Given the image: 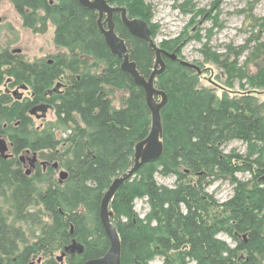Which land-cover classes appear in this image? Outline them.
I'll return each mask as SVG.
<instances>
[{"label": "trees", "instance_id": "1", "mask_svg": "<svg viewBox=\"0 0 264 264\" xmlns=\"http://www.w3.org/2000/svg\"><path fill=\"white\" fill-rule=\"evenodd\" d=\"M7 1L33 33L44 34L53 25L58 52L52 63L14 61L7 51L0 55V83L6 73L13 86L26 83L35 93L24 102L13 100L6 90L0 96V134L12 143L15 155L12 160L0 156V264H31L36 256L43 257L41 264H60L53 252H61L73 239L84 252L68 255L65 264H82L109 248L100 204L113 179L133 166L134 147L148 135L145 93L110 53L95 11L77 0ZM107 1L125 7L129 18L145 20L152 37L157 33L145 0ZM252 19L264 30V16ZM114 21L138 71L148 78L154 53L126 30L118 14ZM203 54L206 61L220 64L228 88L245 79L254 92L264 90L262 36L252 34L245 45L228 46L223 54L211 53L209 47ZM164 60L166 70L155 82L168 96L161 112L164 153L143 165L110 204L121 240V264H149L156 257L163 259L161 264H263L264 104L256 96H219L199 86L195 70ZM54 84L57 92L46 96ZM115 91L125 94L118 107L111 98ZM41 101L52 105L55 120L35 128L29 110ZM235 140L247 145L245 155L224 152ZM25 150L57 162L68 177L60 183L53 168L41 167L26 175L16 158ZM156 173L175 176L176 186L158 185ZM240 173L250 178L241 180ZM216 181L233 185L234 194L221 204L204 192ZM136 198H147L144 219L134 211ZM220 232L237 245L231 248L217 238ZM246 232L247 242H242L239 236Z\"/></svg>", "mask_w": 264, "mask_h": 264}, {"label": "rangeland", "instance_id": "2", "mask_svg": "<svg viewBox=\"0 0 264 264\" xmlns=\"http://www.w3.org/2000/svg\"><path fill=\"white\" fill-rule=\"evenodd\" d=\"M145 1L152 7L151 23L158 27L157 33L153 36L156 44L171 53H176L180 59L198 66L202 70L201 74L195 71L196 77L199 80V86L212 88L219 96L224 93H227L230 97H240L242 95L256 96L258 104H264V90L254 92L251 84L245 79L241 82L236 80L233 88H228L226 86L227 76L224 74L220 64L206 61L203 54V50L206 47L210 48L211 53L223 54L226 52L228 46H243L252 34L260 35L264 38V30H259L258 25L252 19H260L264 16V0ZM53 36L54 26L51 24H49L48 30L44 34H35L31 30L24 28L14 6L7 0H0V55L7 51L14 61L27 63L49 61L51 60V56L58 52L53 44ZM171 44L173 46H170ZM244 60V57L241 58L240 64ZM8 69V66L1 68L5 72ZM249 72H252L251 68ZM1 74L0 96L4 94L6 88L10 91L17 89V86L12 85L13 83L4 87L9 80L14 81V79L6 73ZM23 93L25 96L23 101L25 98H30V92ZM124 95L122 92L115 91L111 96L113 104L116 107L120 106V101L124 98ZM12 99L14 100L13 97ZM31 118L35 128L42 127L46 122L55 120L53 110L47 112L45 119H37L35 116ZM149 120L148 133L151 128V114ZM223 150L225 153L236 150L237 153L245 155L247 153V145L239 140H235L226 145ZM21 156L23 155L16 156L17 160H20ZM31 156L30 154L29 157ZM40 161H43V159L40 158ZM23 169L25 172H30L31 168L28 162H26ZM33 173L32 170L29 174L32 175ZM238 178L247 180L250 178V175L240 173L238 174ZM56 179H59L58 172L56 173ZM155 180L160 186L168 188L176 186V177L173 175L163 176L156 173ZM190 180L191 182H195L196 177H192ZM204 192L212 196L218 204L229 200L234 194L233 185L228 181L211 183L205 187ZM133 206L138 217L144 219L149 211L147 198H136ZM217 238L226 242L231 248L237 245L224 232L218 233ZM239 240L242 242L246 241L247 237L241 235ZM59 255L60 252H57L55 257ZM162 260V258L156 257L152 264H161ZM66 261L67 258H64L62 262H58L65 264ZM41 262H43V257L41 256L33 257L31 260V264H41Z\"/></svg>", "mask_w": 264, "mask_h": 264}, {"label": "water", "instance_id": "3", "mask_svg": "<svg viewBox=\"0 0 264 264\" xmlns=\"http://www.w3.org/2000/svg\"><path fill=\"white\" fill-rule=\"evenodd\" d=\"M77 1L82 8L95 11L98 14L97 25L110 53L121 60V71L128 74L132 78L134 84L143 89L146 104L151 114V128L148 135L143 140L139 141L134 147L133 166L127 172L112 181L100 204L99 217L109 239V248L103 256L91 260L89 259L82 263L121 264V243L118 232L112 224L111 217L113 216V213L110 211L109 205L125 182L139 171L143 165L158 161L164 153L161 112L168 103V96L164 91L155 86L157 76L161 75L166 70L164 57L172 61H178L181 65L197 71L198 74H201L202 71L198 66L179 59L176 53H169L161 49L152 38V31L148 23L140 18H129L125 7L113 6L107 0ZM116 14H119L121 23L126 30L133 37L147 43L149 49L154 53L155 63L148 78L138 71L136 63L130 58L132 51L129 49L126 41L116 33L114 21V16ZM156 97H158L159 100H156ZM47 108V105L37 107L38 110L42 111L43 115L46 113ZM34 111L35 109L31 114H34ZM6 151H8L7 140L0 134V152L5 153ZM32 159L36 160V153L33 154ZM42 165L45 166L46 164L42 163ZM52 167L58 169V163H54ZM67 177L68 173L66 171L63 170L60 172L61 181L65 180ZM67 252L73 254L78 253L81 255L83 254L84 249L79 242L73 239L72 244L64 249V252L61 253L58 259L62 261Z\"/></svg>", "mask_w": 264, "mask_h": 264}, {"label": "flooded vegetation", "instance_id": "4", "mask_svg": "<svg viewBox=\"0 0 264 264\" xmlns=\"http://www.w3.org/2000/svg\"><path fill=\"white\" fill-rule=\"evenodd\" d=\"M119 15V14H118ZM10 55V54H9ZM49 63H52V60H49L48 61ZM14 84V81L13 80H9L8 82H7V84H5V86L4 87H7L8 85H10V84ZM15 86H17L16 88V90H13V91H10L9 89H5L6 90V92H7V94H9V95H11L13 98H14V100H17V101H23V99H24V93L23 92H30V94H31V96H30V98H25V100L24 101H26L27 99H33L34 98V96H35V93L30 89V87H28V85H26V83H18L17 85H15ZM20 90H21V92H20ZM53 92H52V90L50 91V90H48L47 92H45V95L46 94H48V95H50V94H52ZM27 97V96H26ZM23 101V102H24ZM41 105H47L48 106V108H47V111H46V113L47 112H49L50 110H52V105H50V104H48L47 102H45V101H41V102H37V103H35L33 106H32V108L29 110V112L31 113L34 109H35V111H34V114H37V112H39L38 111V109H37V107H39V106H41ZM31 115V114H30ZM32 116V115H31ZM8 139V138H7ZM7 144H8V151H6L5 153H2V152H0V156L2 157V159H4V160H12L13 158H15V155H14V153L13 152H11V150H12V148H13V146H12V143H10V142H7ZM10 148H11V150H10ZM20 155H23V156H21L20 157V160H18L19 162H21V164L23 165V167H24V165L26 164V162H28L29 163V166L32 168V170L33 171H35L38 167L40 168H42V170L43 171H46V170H48V169H50V168H53L52 167V165L51 164H48V165H45V166H42V164L40 163V157H39V155L36 157V160H33V159H31L30 157H29V155H28V152H26V150L23 152V153H21ZM56 172H57V170H55ZM26 173V172H25ZM241 236V235H240ZM239 236V237H240ZM244 236V235H243ZM245 237V236H244ZM245 242H247V240L245 241Z\"/></svg>", "mask_w": 264, "mask_h": 264}, {"label": "bare ground", "instance_id": "5", "mask_svg": "<svg viewBox=\"0 0 264 264\" xmlns=\"http://www.w3.org/2000/svg\"><path fill=\"white\" fill-rule=\"evenodd\" d=\"M115 29H116V25H115ZM116 33H117V32H116ZM131 54H132V52H131ZM131 54H130V58H131ZM131 60H132V59H131ZM154 63H155V57H154ZM153 66H154V64H153ZM156 100H159V99L156 97ZM53 169H54V170H57V169H55V168H53ZM128 170H129V169H128ZM128 170H127V171H128ZM127 171H126V172H127ZM137 172H138V171H137ZM137 172H136V173H135V174H134V175H133L128 181H130V180H131V179L137 174ZM56 173H57V172L55 171V175H56ZM124 173H125V172H124ZM124 173H123V174H124ZM121 175H122V174H121ZM121 175H119V176H121ZM119 176H118V177H119ZM116 178H117V177H116ZM128 181H127V182H128ZM216 182H217V181H216ZM125 183H126V182H125ZM125 183H124V184H125ZM213 183H214V182H213ZM122 186H123V185H122ZM111 220H112V224H113L114 227L116 228V231L118 232L117 226L115 225V223H114V221H113V216L111 217ZM100 223H101V221H100ZM101 225H102V224H101ZM102 228H103V230H104V227H103V226H102ZM72 232H73V227H71V233H72ZM104 233H105V230H104ZM244 234H248V232H246V233H242L241 235H244ZM105 235H106V233H105ZM118 235H119V234H118ZM244 236H246V235H244ZM106 237H107V235H106ZM107 238H108V237H107ZM119 239H120V237H119ZM108 241H109V239H108ZM120 243H121V240H120ZM57 252H58V251H54L52 255L55 257V254H56ZM56 257H57V256H56ZM56 257H55V258H56ZM121 259H122V257H121ZM90 260H91V259H90ZM154 260H155V259L149 261V264H152ZM86 261H87V260H86ZM84 262H85V261H84ZM84 262H83V263H84Z\"/></svg>", "mask_w": 264, "mask_h": 264}]
</instances>
